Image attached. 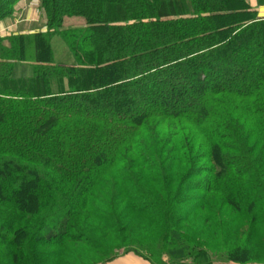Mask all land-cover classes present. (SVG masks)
<instances>
[{"label":"trees","instance_id":"trees-1","mask_svg":"<svg viewBox=\"0 0 264 264\" xmlns=\"http://www.w3.org/2000/svg\"><path fill=\"white\" fill-rule=\"evenodd\" d=\"M19 1L0 0V24ZM38 6L46 31L0 36V236L14 264H38L37 246L101 252L79 220L121 239L134 215L162 228L174 262L211 264L219 248L177 226L196 213L225 224L228 208L264 243L259 9L250 0ZM65 16L86 26L64 29ZM227 257L246 262L233 249Z\"/></svg>","mask_w":264,"mask_h":264},{"label":"rangeland","instance_id":"rangeland-1","mask_svg":"<svg viewBox=\"0 0 264 264\" xmlns=\"http://www.w3.org/2000/svg\"><path fill=\"white\" fill-rule=\"evenodd\" d=\"M19 2L15 7L16 10L19 9ZM250 2L256 5L259 12L262 11V14L264 13V1L250 0ZM35 3L39 5L40 0H35ZM5 21L0 24V36H4L2 33L6 32L4 28ZM63 43L59 37L54 41V49L58 56L63 54ZM68 59L67 57L66 60ZM247 127L250 128L251 124L248 123ZM254 155L256 154L254 153L253 157ZM108 200L110 203H113L114 199L111 196L108 197ZM262 207L264 208V205ZM107 211L109 212L108 214L112 215L110 210ZM223 211L222 222L225 223L226 221L225 224H219V220L215 218L207 223L205 219L208 213L203 212L196 213V219L180 222L177 226L186 236H197L203 241L208 242V244H212L215 247L219 246L217 252H215L217 255L213 254L211 264H241L236 259L233 260L227 257L229 249H233L234 257H237V260L246 261L244 264H264V243L259 238L257 239L253 236L254 232L251 231V228L254 226L247 219L245 222H239L238 220L234 222L235 216L232 215L231 210L226 208ZM260 211L264 215V210L260 209ZM79 221V228L87 234L93 235L95 241L103 244L104 249L102 248L103 250L98 252L92 249V247H87L85 244L72 243L64 244L67 247L66 250L63 247L46 248L37 246L36 250L35 248H31V251L32 249L35 250L32 256L37 260L38 264H54L59 259H70L74 264H133L129 260L135 259H141L149 264H193L191 259L181 262L170 261L166 253V248H169V238L164 234L162 228H152L145 216L134 215L128 231L124 234V237L122 235L121 239H118L117 233L114 235L108 233L101 225L94 227L97 222H94L93 226H90V223L87 224L84 220ZM226 226L227 230L223 231ZM220 228L222 231L219 230ZM254 229L258 230L260 227H254ZM4 240L5 238L0 236V264H14L17 256L10 255L13 248L8 247L5 243L3 244ZM156 246L159 247L158 251ZM146 247H150L151 249L147 248V251ZM242 247L248 249L242 250ZM57 252L61 253L58 258L55 257ZM50 253L51 256L53 255L51 259H43L46 255H50ZM242 257L247 259H240ZM47 260L49 263L46 262Z\"/></svg>","mask_w":264,"mask_h":264},{"label":"crops","instance_id":"crops-1","mask_svg":"<svg viewBox=\"0 0 264 264\" xmlns=\"http://www.w3.org/2000/svg\"><path fill=\"white\" fill-rule=\"evenodd\" d=\"M259 13L264 17V13L262 14V11ZM62 26L64 29L85 27L86 21L80 16H65L63 18ZM4 28L6 32L2 33V35L12 33H35L47 30L46 20L42 17V13L39 11L38 4L35 3V0H21L19 2V9L16 10L15 17L13 19L6 20ZM129 262L133 264H149L141 259L129 260Z\"/></svg>","mask_w":264,"mask_h":264},{"label":"water","instance_id":"water-1","mask_svg":"<svg viewBox=\"0 0 264 264\" xmlns=\"http://www.w3.org/2000/svg\"><path fill=\"white\" fill-rule=\"evenodd\" d=\"M260 17H262V15H259Z\"/></svg>","mask_w":264,"mask_h":264}]
</instances>
